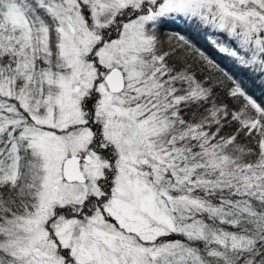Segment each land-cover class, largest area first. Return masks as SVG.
Wrapping results in <instances>:
<instances>
[{
  "label": "snow or ice",
  "instance_id": "snow-or-ice-1",
  "mask_svg": "<svg viewBox=\"0 0 264 264\" xmlns=\"http://www.w3.org/2000/svg\"><path fill=\"white\" fill-rule=\"evenodd\" d=\"M0 264H264V0H0Z\"/></svg>",
  "mask_w": 264,
  "mask_h": 264
}]
</instances>
